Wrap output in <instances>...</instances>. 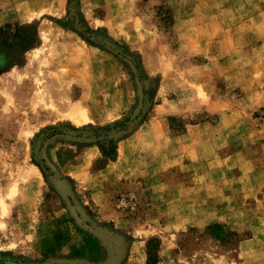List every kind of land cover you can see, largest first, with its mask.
<instances>
[{
	"label": "rangeland",
	"instance_id": "rangeland-1",
	"mask_svg": "<svg viewBox=\"0 0 264 264\" xmlns=\"http://www.w3.org/2000/svg\"><path fill=\"white\" fill-rule=\"evenodd\" d=\"M0 264H264V0H0Z\"/></svg>",
	"mask_w": 264,
	"mask_h": 264
},
{
	"label": "bare ground",
	"instance_id": "bare-ground-1",
	"mask_svg": "<svg viewBox=\"0 0 264 264\" xmlns=\"http://www.w3.org/2000/svg\"><path fill=\"white\" fill-rule=\"evenodd\" d=\"M86 120V118H84Z\"/></svg>",
	"mask_w": 264,
	"mask_h": 264
}]
</instances>
